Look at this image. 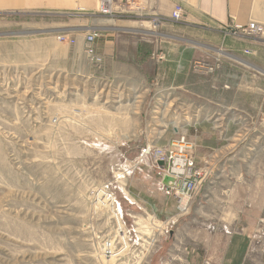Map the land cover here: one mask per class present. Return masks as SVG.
I'll return each mask as SVG.
<instances>
[{
    "label": "rangeland",
    "instance_id": "rangeland-1",
    "mask_svg": "<svg viewBox=\"0 0 264 264\" xmlns=\"http://www.w3.org/2000/svg\"><path fill=\"white\" fill-rule=\"evenodd\" d=\"M72 12L0 9V264H144L152 253L147 236L155 229L143 215L135 220L128 214L119 186L146 158L144 149L138 155L129 147L148 139L165 145L177 137L157 142L207 112L175 94L155 95L132 69L124 79H109L66 71L57 58L52 62L49 50L65 45L57 37L96 15ZM249 122L234 124L256 127ZM184 135L197 166L211 172L214 152L200 165L197 144L187 133L178 137ZM239 135L233 141L245 142L237 143L236 152L253 181L264 176V137ZM106 185L122 202L121 224L100 199ZM248 218L255 229L250 264H264V216Z\"/></svg>",
    "mask_w": 264,
    "mask_h": 264
},
{
    "label": "crops",
    "instance_id": "crops-1",
    "mask_svg": "<svg viewBox=\"0 0 264 264\" xmlns=\"http://www.w3.org/2000/svg\"><path fill=\"white\" fill-rule=\"evenodd\" d=\"M139 1L146 9L143 16L106 17L95 13V17L69 26L77 43H65L58 52L50 49L52 62L57 58L64 61L66 71L109 79H124L123 72L132 69L145 77L155 95L175 94L178 99L191 101L199 111H207L199 121L174 128L157 142L163 144L187 133L198 146L200 165L204 155L214 152L207 166L210 175L189 215L177 216L174 191L163 183L164 177L153 169L150 159L135 169V175L119 190L130 216L147 212L170 221L169 235L162 237L149 255L150 264H250L255 229L248 217L264 216V176L249 180L236 152L240 147L236 145L243 146L245 140H233L239 132L241 136L264 137V37L234 34L232 29L235 24L248 25L250 21L264 23V0ZM176 4L185 10L180 21L171 15ZM97 7L98 0H0V9L65 16L74 10L95 11ZM154 16L159 17L160 24H154ZM93 27L102 30L96 40L97 51L104 59L100 71L85 52V33ZM246 49L252 53L247 54ZM159 52L166 53L165 61L155 57ZM218 54L224 57V64L215 74L203 76L192 69L195 59ZM238 120L255 122L256 127L237 128L234 121ZM151 143L149 139L136 141L129 149L140 155ZM130 161L135 160L126 163ZM231 216L242 218L232 221Z\"/></svg>",
    "mask_w": 264,
    "mask_h": 264
},
{
    "label": "built area",
    "instance_id": "built-area-1",
    "mask_svg": "<svg viewBox=\"0 0 264 264\" xmlns=\"http://www.w3.org/2000/svg\"><path fill=\"white\" fill-rule=\"evenodd\" d=\"M145 10L143 4L139 0H98V7L94 13L106 17H115L118 15L143 16L146 14ZM171 15L175 21L184 19V7L180 4H176ZM153 22L154 24L161 23L157 16L153 17ZM232 32L234 34L239 33L254 38L264 37V23L250 21L248 25L235 24ZM101 36L102 30L99 28H91L85 33L86 55L93 67L99 71L103 68L104 59L97 51L96 40ZM57 39L68 45H75L77 43V37L69 34H61ZM245 52L249 54L252 53V50L246 49ZM155 57L159 61H163L166 60L167 56L166 53L159 52ZM223 64L224 57L221 54L200 57L191 63L194 71L206 75L215 74L222 68ZM192 145L193 144L184 135L173 138L162 146L149 144L143 150L142 161H144V158H146V160L150 159L153 169L159 172L162 177L169 175L175 179L174 182H169V186L174 191L177 202V216L180 217H185L191 213L195 197L201 190L204 180L210 173L197 166L194 156L188 152ZM178 182H180V186H178ZM99 193L101 195L100 199L106 201L111 207L112 215L115 217L117 223L121 224V220H123V210L115 193L111 191L108 185L102 187ZM140 215H143L146 220H149L151 228L155 229L153 237L147 236L149 240H146V243L152 249L151 252H153L158 248L160 239L169 235L170 221H162L158 219L156 215L147 212ZM133 218L137 220V215L133 216ZM144 264H150L149 258Z\"/></svg>",
    "mask_w": 264,
    "mask_h": 264
},
{
    "label": "water",
    "instance_id": "water-1",
    "mask_svg": "<svg viewBox=\"0 0 264 264\" xmlns=\"http://www.w3.org/2000/svg\"><path fill=\"white\" fill-rule=\"evenodd\" d=\"M161 164H162V163H161ZM170 181L174 182L175 179H174L173 177L169 176V175H165L164 178H163V183H164L165 185H168V186H169V185H170V184H169ZM177 184H178V186H180V182H178Z\"/></svg>",
    "mask_w": 264,
    "mask_h": 264
},
{
    "label": "bare ground",
    "instance_id": "bare-ground-1",
    "mask_svg": "<svg viewBox=\"0 0 264 264\" xmlns=\"http://www.w3.org/2000/svg\"><path fill=\"white\" fill-rule=\"evenodd\" d=\"M104 203H105L106 206L109 205V204H108L107 202H105V201H104ZM110 205H111V204H110ZM143 222L145 223V220H144ZM142 226H143V227H140V229L144 231V230H145V225H142ZM146 228H147V227H146ZM147 229H148V228H147ZM137 230H138V229H137Z\"/></svg>",
    "mask_w": 264,
    "mask_h": 264
}]
</instances>
